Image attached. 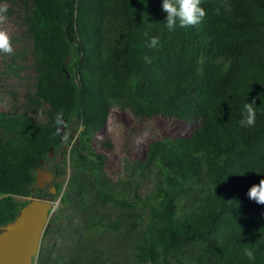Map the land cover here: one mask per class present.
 Returning <instances> with one entry per match:
<instances>
[{"label": "trees", "instance_id": "16d2710c", "mask_svg": "<svg viewBox=\"0 0 264 264\" xmlns=\"http://www.w3.org/2000/svg\"><path fill=\"white\" fill-rule=\"evenodd\" d=\"M26 2L37 77L30 107H0V228L29 201L16 197L60 195L43 238L76 236L80 250L63 264H114L87 240L119 231L132 264H264V204L247 195L264 179V0H201L203 20H177L172 31L163 0ZM253 100L256 122L241 127ZM114 107L136 121L165 118L192 129L150 135L143 159L114 180L109 142L97 145ZM74 122L82 129L73 141ZM64 143L70 175L53 195L38 187L36 170ZM51 169L65 174L58 163ZM137 169L155 177L145 200ZM110 204L122 213L112 215ZM45 255L39 264H56Z\"/></svg>", "mask_w": 264, "mask_h": 264}, {"label": "rangeland", "instance_id": "374dc122", "mask_svg": "<svg viewBox=\"0 0 264 264\" xmlns=\"http://www.w3.org/2000/svg\"><path fill=\"white\" fill-rule=\"evenodd\" d=\"M6 6L7 20L0 23V30H5L11 37L13 52L11 54L0 52V107L8 104H16L17 106L26 109L30 107L27 93L35 91V83L37 72L35 70V60L33 56V39L29 28L25 21V16L30 8V2L26 0H10L0 2V7ZM46 105L40 107L44 109ZM32 112V111H31ZM35 114V113H34ZM38 117L44 119V114H36ZM77 125L78 131L75 136L77 139L81 126L74 122L73 127ZM192 129L191 124H174L172 121L165 118H159L155 121H136L128 114L114 107L106 122L104 132L97 138V145L102 147V141L109 142V147L105 148V153L108 155V170L114 180H119L126 176L129 170L136 161L142 160L144 157V148L147 138L152 134L181 132L188 134ZM70 129L65 128L64 134L70 135ZM73 139V141L75 140ZM71 145L64 143L63 146L53 151L51 159L43 164V169L49 170L53 173L51 167L54 163L60 164L65 170V174L55 177L51 183H48L43 188L45 191H50L55 183L61 185V192L65 190L67 180L70 175V167L68 157L64 153L69 151ZM137 176L140 178L139 194L142 199L151 196L152 188L154 186L155 177L151 172H140L137 169ZM53 195L56 194V188ZM19 201L30 200V198L16 197ZM46 199V198H44ZM51 200L55 204V209L51 216L59 212L60 195ZM142 204H138L137 209L140 210ZM112 215L121 214L122 210L115 204H110L106 208ZM125 213H129L132 209L124 207ZM51 218V217H50ZM50 222V221H49ZM74 224L78 222L74 220ZM50 226V225H49ZM48 226V227H49ZM46 227V229H48ZM46 231V230H45ZM46 241V250L40 245L39 253L34 258L33 264H39V258L43 251H46L49 262L56 264H63L69 255L74 254L80 248L76 245V236L68 235L61 231L60 233L51 232L42 241ZM87 247L92 246V250L99 249L104 255H109V258L114 264H132L133 256L129 251V238H126L123 231L119 233H109L106 236L100 237L91 235L87 240ZM127 245V247H126Z\"/></svg>", "mask_w": 264, "mask_h": 264}, {"label": "water", "instance_id": "95a60500", "mask_svg": "<svg viewBox=\"0 0 264 264\" xmlns=\"http://www.w3.org/2000/svg\"><path fill=\"white\" fill-rule=\"evenodd\" d=\"M70 76L69 73H67ZM62 133L65 125L61 126ZM78 127H73L70 135L75 139ZM52 155V152L50 153ZM44 161L37 168L36 182L39 188H43L53 181L51 171L43 169ZM55 188L51 189L54 193ZM55 209L51 200L39 197H31L19 211L16 218L0 228V264H33L38 255L41 240L46 227L50 225V217Z\"/></svg>", "mask_w": 264, "mask_h": 264}, {"label": "clouds", "instance_id": "9594fccd", "mask_svg": "<svg viewBox=\"0 0 264 264\" xmlns=\"http://www.w3.org/2000/svg\"><path fill=\"white\" fill-rule=\"evenodd\" d=\"M201 5V0H163L162 10L167 13L165 27L172 31L176 27L179 20L180 27L199 24L206 15V11ZM7 7H0V23L7 20ZM219 14V10H217ZM159 43V37L153 36L150 38V47H156ZM0 52L11 54L13 46L11 37L5 30H0ZM255 100L251 103L244 104V118L240 120L241 127H251L256 122V109L254 107ZM56 122H61V115L58 114ZM249 199L256 201L258 204H264V179L259 184L253 185L248 193ZM245 255L249 260L255 259L253 250L246 248Z\"/></svg>", "mask_w": 264, "mask_h": 264}]
</instances>
